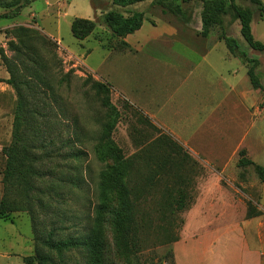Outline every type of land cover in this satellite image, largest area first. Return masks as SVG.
Wrapping results in <instances>:
<instances>
[{
    "label": "rangeland",
    "instance_id": "rangeland-1",
    "mask_svg": "<svg viewBox=\"0 0 264 264\" xmlns=\"http://www.w3.org/2000/svg\"><path fill=\"white\" fill-rule=\"evenodd\" d=\"M195 1L145 0L120 7L113 5L110 0H31L17 15L14 14L15 7L0 8V15H4L0 17V49H3L16 78L23 81L20 90L25 101L23 135L36 138L39 144L44 142L48 149L49 156L39 161L37 167L49 171L50 175L37 181L36 185L43 187L48 181L56 182L59 179L58 172L64 173L60 177L65 181H59L60 186L55 188L60 197L49 199L47 210H37L38 228L45 234L54 227H61V230H55L54 237L64 239L84 235L88 227L97 226L101 233L102 264H171L173 239L178 240L187 236V233L204 230V221L198 213L205 203L228 207L229 211L217 212V216L226 214L229 216L226 219L228 222L232 220L231 216L234 218L236 215L243 224L251 248L261 253L264 251V181L252 164L244 167L237 165L239 151L243 150L244 157L264 166V114L260 107L259 112L255 111L260 95L257 89L251 87L246 65L238 58L239 100L229 96L226 104L202 126H197L199 122H191L192 115L188 112L197 96L190 83L173 88V85L178 84V74L171 77L165 75V71H170L166 61H172L166 56L169 54L168 47H164L167 52H161L163 56L158 57L154 71L149 74L168 107L171 101L187 107L177 110L179 113L172 115V118L188 126L185 132L192 145H183L191 155V162H180V165L183 164L180 170L167 160L163 144L155 148L153 154L157 156L155 161L161 165V173L146 192V204H142L152 217H144L141 223L144 230L138 233L142 241L138 252L129 253L121 245L112 223V214L119 206L117 192L101 186V173L115 164L113 156H102L97 151L103 124L108 120L103 105L106 95L89 85H83L85 78L90 76L92 80L109 85L108 99L119 111L112 137L126 156L149 146L161 134L158 130L148 129L143 124L144 116L138 111L133 112L129 103L115 93L105 78L97 74V71L105 76L110 74L109 79L120 85L123 74L118 69L120 64L124 66L126 63L123 54L110 55L109 48L124 49L127 46L122 45L123 40L120 38L111 36L101 15L112 9L124 15L134 10L142 11L146 27L157 26L163 21L179 30L178 38L193 42L181 31L185 32L194 25ZM260 1L263 9L247 0H236V3L251 10L252 34L256 40L264 43V0ZM75 18H85L94 23L93 30L84 39H77L71 34L70 25ZM222 21V25L211 28L206 36L209 40L203 41L200 30L197 33L200 38L194 42L203 45L216 42L220 40L221 31L232 36L250 57L259 60L255 72L264 86V50L257 51L246 44L240 35L239 21L231 12L224 14ZM16 26L32 29L28 50L22 48L12 34L7 33ZM9 41L14 43V48H10ZM220 43L226 47L222 40ZM127 56L130 57L126 60L132 59V56L133 59H140V55ZM10 78L11 74L0 58V198L5 167L2 148L11 141L18 99L16 89L8 83ZM170 97L173 99L169 100ZM260 103L264 105V101ZM187 118L189 120L184 121ZM162 134L173 138L165 131ZM67 139H72L75 148L83 152L78 160L62 157V152L69 149L66 146ZM174 169L177 170L176 175H173ZM73 174L79 177L77 186L70 182L71 178L68 180ZM179 191L183 192L182 197L189 203L188 208L166 217L159 214L157 204H162L163 210L169 213L168 204L180 197ZM101 205H104L102 211L99 210ZM224 237L222 233L209 241L203 240L200 245L202 256L210 257L215 247L226 241ZM37 248L52 257L53 262L50 264H84L88 259L86 251H68L59 257L55 252L37 245L31 217L27 212L0 216V264H27L23 258L33 255Z\"/></svg>",
    "mask_w": 264,
    "mask_h": 264
},
{
    "label": "trees",
    "instance_id": "trees-1",
    "mask_svg": "<svg viewBox=\"0 0 264 264\" xmlns=\"http://www.w3.org/2000/svg\"><path fill=\"white\" fill-rule=\"evenodd\" d=\"M31 0H0V8L15 7L14 14L17 15L20 9L29 4ZM145 0H110L113 5L120 7H128L134 3L143 2ZM183 2L195 0H182ZM201 2V21L202 27L200 34L206 37L211 28L216 25H222V16L227 12H231L233 17L239 21L240 35L246 44L257 51L264 50V43L256 40L251 31L252 12L250 9L243 7L236 3V0H197ZM251 4L263 9V3L260 0H247ZM4 16V15H0ZM103 24L108 28L111 36L115 38H124L138 30L144 21V14L142 11L134 10L129 14L124 15L117 10H109L101 15ZM94 23L85 18H75L70 25L71 34L77 39H84L93 30ZM7 33L12 34L17 40L18 44L28 50V40L32 38V29L24 26H16ZM44 41L47 39L42 37ZM219 39L223 40L229 52L246 64V74L248 76L252 88L259 89L264 94V86L260 78L255 72L256 66L259 64L257 58L250 57L248 53L241 47L238 41L232 36L227 35L224 31L219 34ZM48 41V40H47ZM10 48H14L13 42H8ZM124 47L127 44L122 41ZM0 58L6 64L7 70L11 74L8 83L16 89L18 93L17 104L15 108L11 141L2 148V153L5 156V167L2 175V195L0 198V216H6L13 212L24 211L31 217L32 232L34 234V241L37 245L44 246L49 251L55 252L59 257L64 252L73 250L86 251L88 259L84 264H102L101 257V233L97 226L88 227V232L81 236H70L64 239H56L54 236L55 230H61V227H54L47 233L42 234L37 224V210H47L49 207V199L53 197H60L55 189L59 185V181L63 182L60 176L64 175L62 171L58 172L56 182L48 181L43 187H38L36 182L45 176H49V171L42 170L37 167L39 161L48 157V149L46 144H40L36 138H26L23 135L22 127L24 124L25 101L21 93V85L23 81L17 79L14 74V69L8 65V59L5 57L3 49H0ZM83 85H89L97 92H102L106 95L103 105L107 112V121L103 124V128L99 137V144L97 151L104 156L110 154L115 159L113 166L107 167L102 173L101 186L114 189L117 192L119 206L112 214V223L117 230L118 238L123 248L129 253L138 252L142 247L138 233L142 232L141 225L144 217H152L150 211L143 209L142 204H146L147 197L145 196L147 190L156 183L160 176V163L155 161L157 156L153 153L155 148L161 144L164 145L166 156L175 168L181 170L183 167L180 162H191V155L187 153L184 147L175 139L168 135H158L150 143L136 152L126 156L122 149L115 143L112 137V129L119 118V111L114 104L108 99L110 87L106 83L98 80H92L90 76L83 80ZM260 108L264 111V105L261 103ZM36 115V111H33ZM143 123H149L146 117H143ZM74 141L67 139L66 146L69 149L63 153V158L78 160L83 152L75 148ZM166 142V144H165ZM154 145V146H151ZM41 151L42 153H38ZM248 164L254 166L255 171L260 179L264 181V166L255 164L252 160L244 157L243 150L239 151V159L237 165L244 167ZM163 166V165H162ZM179 166V167H178ZM173 167V168H174ZM76 174V173H75ZM73 174L70 182L77 186L79 177ZM177 174L174 169L173 175ZM56 180V179H55ZM178 197L173 203L168 204L170 209L163 210V205L156 203L159 208V214L166 217L168 214H174L188 208L189 203L182 197L183 192L179 191ZM184 196V195H183ZM45 198L47 200H45ZM175 206V209H172ZM167 207V206H166ZM104 205H101L102 211ZM155 208V205H154ZM99 221V219H98ZM169 224V223H168ZM167 224V225H168ZM167 230L166 227H161ZM179 240V239H178ZM177 241L176 238L173 242ZM27 264H50L53 262L49 254L42 253L38 248L33 255L23 258ZM171 264H172V250H171Z\"/></svg>",
    "mask_w": 264,
    "mask_h": 264
},
{
    "label": "crops",
    "instance_id": "crops-1",
    "mask_svg": "<svg viewBox=\"0 0 264 264\" xmlns=\"http://www.w3.org/2000/svg\"><path fill=\"white\" fill-rule=\"evenodd\" d=\"M194 5L195 20L192 23L194 25H189L185 32L181 31L182 35L191 38L193 42L178 38L179 30L169 23L162 21L157 26L146 27L144 19L138 30L121 39L127 44L126 48H109L110 55L113 53L124 55L123 59L126 63L124 66L120 64L118 69V72L123 74L121 84H114L109 79L110 74L105 76L95 70L100 77L109 82L115 93L129 103V108L133 112L138 111L148 119L149 123H143L148 129L171 134L183 147L192 145L190 137L185 132L188 126H184L183 121H174L172 115L179 113L177 110L180 108L187 107L176 101L174 103L171 101L168 107L166 100L161 99V92L158 91L157 85L149 78V74L154 71V66L159 61L158 57L163 56L161 52L166 51L164 47H168L169 54L166 56L172 59V61H166L170 71L169 73L165 71V75L171 77L178 74L179 76L176 80L178 84H171L173 88H180L189 82L193 93L197 95L192 102V107L188 109L192 115L191 122H199L197 126H202L204 122H208L209 117L222 108L224 103L226 104L229 96L239 100V60L229 52L227 47L222 46L220 40L211 44L208 42L207 45L194 42L200 38L197 33L202 27L201 2L195 1ZM206 39L209 40L208 37H204L203 41ZM127 54L140 55V59H133L132 56V59L126 60L130 57ZM187 87L189 88V85ZM257 91L260 98L255 111L260 107V102L264 101L261 91L259 89ZM240 95L242 96L243 93ZM171 99L173 98L170 97L169 100ZM188 120L187 118L184 121ZM205 204L198 213L200 219L204 221L202 226L204 230L198 233H187V222L184 232L188 235L172 244V264H264V251L261 253L251 248L245 237L243 224L239 222L238 217L231 216L233 221L227 222L226 219L229 216L226 214L217 216V212H227L228 207L212 203ZM198 205H195L191 211ZM223 225L225 227L221 228ZM222 233L225 234L226 241L219 247H215L210 257H203V250H200L202 241H209Z\"/></svg>",
    "mask_w": 264,
    "mask_h": 264
}]
</instances>
